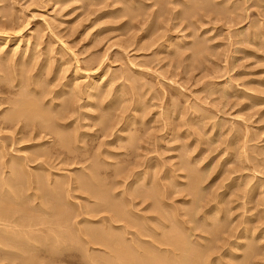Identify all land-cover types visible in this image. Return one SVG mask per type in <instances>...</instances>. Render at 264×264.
<instances>
[{"label":"rangeland","instance_id":"obj_1","mask_svg":"<svg viewBox=\"0 0 264 264\" xmlns=\"http://www.w3.org/2000/svg\"><path fill=\"white\" fill-rule=\"evenodd\" d=\"M202 1L0 0V35L8 36L9 40L5 45L0 41V152L7 163L12 156L23 158V164L31 169L26 167L28 173L41 174L46 183H61L59 180L63 181L64 176L65 181L70 178L73 182L84 167L92 164L97 167L96 179L102 189L112 192L109 195L112 200L118 197L115 192L123 188L116 186L115 190H109L117 169L132 167L133 160L149 159V170L145 165L134 170L147 169L152 178L155 172L161 185L166 186L161 204L166 203L167 210L162 214L171 217V212L184 225L195 227L185 230V236L189 232L197 237L205 235L203 230H212L220 223V229L214 228L219 233L215 237H222L221 241L225 238L227 243L217 255H221L223 262L231 263L230 252L244 256L249 247L256 250L264 247V0ZM16 64L21 65V74L29 76L28 86L15 85L24 78L21 74L15 76ZM35 76L37 81L33 80ZM92 78L96 79L94 84L90 82ZM90 85H95L93 88L97 85V90H89ZM34 86L51 92L38 100L43 108L48 106L47 100L58 104L74 97L75 113L67 120L66 129L75 135V140L80 137L74 142L73 137L71 145L85 148L77 149L85 151L81 152V161L62 160V156L56 158L53 154L44 169H35L37 161L33 163L30 154L52 145V138L36 135L28 139L2 122L19 90ZM61 88L68 92L57 99L55 94ZM110 98L115 103L109 107L114 109L113 114L106 109L109 115L101 107ZM128 116L135 119L124 135L133 131L139 136L129 151L125 147L127 142L126 149L119 141L110 144V138L100 131V120L112 117L128 120ZM42 143L43 146L28 147ZM130 150L136 152L131 154ZM190 171L201 175L198 187L204 191L206 200L213 199L211 206H215V210L209 209L211 212L200 210L199 220L186 213L193 195L188 178L178 177ZM7 174L8 168L0 170V176ZM177 179L180 182L175 183ZM143 185L137 188L142 189ZM73 189L68 194L62 192L65 194L62 210L70 215L67 225L72 220L82 229L87 226V222L81 221L83 218L94 220L107 215L103 211L91 213L97 207L92 195L87 190ZM36 190H28L27 195ZM28 203L33 206L31 201L25 204ZM145 204L140 201L133 211L143 216L155 215L144 208ZM157 223L153 220L150 224L155 227ZM71 225L67 230H71ZM40 228L32 230L33 236L44 239L54 234L50 230L39 231ZM240 231L248 232L244 237ZM237 242L245 245L238 248L234 246ZM81 244L72 245L80 251L69 257L72 260L69 264H84L79 252L85 244ZM90 247L98 250L96 245ZM261 249L258 251L261 254L252 258L256 262L250 264H264ZM34 252L37 257L28 264L68 263L59 261L57 256L48 258L41 250ZM0 264L8 262L2 260Z\"/></svg>","mask_w":264,"mask_h":264},{"label":"bare ground","instance_id":"obj_2","mask_svg":"<svg viewBox=\"0 0 264 264\" xmlns=\"http://www.w3.org/2000/svg\"><path fill=\"white\" fill-rule=\"evenodd\" d=\"M190 1H196V0H190ZM204 1L206 0H203L202 2ZM0 41H3L5 45L7 42H9L8 36L0 35ZM17 66L18 65L16 64L15 68ZM20 67L21 65L18 66L17 73L15 74V76L21 74V72L19 71L21 70ZM10 73L12 74V71H10ZM23 77L24 78L22 80L19 79L17 84L15 85H18L21 87L22 85L28 86L29 84H31L29 76L23 75ZM33 80L37 81L38 79L35 76ZM94 80L96 79L92 78L90 82L91 81L93 82ZM90 86H91L90 87L91 89L89 90H93V89L97 90L96 89L97 85L95 88H93L95 85H90ZM28 88H26V90L24 91L19 90L20 92L18 94V97L13 98V100L11 99L12 100L10 102L11 106L7 107L8 113L7 115H5L4 121H2L6 126L14 127V130L17 129L18 133L24 135V137L28 136V139L30 138L32 139L36 135H39L40 137H44L48 135L49 137L52 138V141H53L52 145L46 148L42 147L40 149L34 150L30 154L31 159L28 158V160L29 159L32 160L33 163L37 161L36 163H34L35 164L34 168L38 170L44 169L43 165L46 163V161L49 160V158L53 154L56 155L55 156L56 158L59 156H62L63 157L62 160L64 159L66 161H73V162L81 161L82 151H78L77 149H85V148H83L80 145L76 146L75 143L73 144H75L76 147L73 144L72 146L71 139H73L75 135L74 136L71 135L70 131L66 129V125L68 124L67 120L70 119V117L73 115V112L75 109L74 108L75 106L73 104L75 103L73 102L74 97L73 96L71 98L67 97L66 99H64L58 104L54 103L53 101L47 100L46 103H48L47 105L49 106V109H47L48 106H46V108L45 106L44 108L41 107L42 102H40L41 103L40 105L38 100L44 99L45 94H51V92L49 91L48 93H46L44 89L38 90L37 87L35 88V86L30 87L29 89ZM75 89L77 90V88ZM76 90L74 91L79 92V90L77 91ZM66 92L68 91H64V88H61V91L55 94L56 97L54 95L53 96L58 99L60 95ZM91 93L92 92L90 91L89 94L92 96L93 93L92 94ZM87 98H88V95H87ZM101 101H102V97H101ZM113 102H114L113 98L108 99V102L105 103V105L101 104L102 105L101 110L106 111L107 108L110 110L111 108L109 107H113L115 103ZM89 103H87L86 105H88ZM58 106H60V109L59 110L55 109ZM93 107L95 108V106ZM112 110H110V114H113L111 113ZM84 115H87V114H84ZM114 118L112 117L110 119L106 118V119L100 120L101 135L105 137H109L110 142L108 143L110 144L113 141H119L120 143H123L122 146L124 147V145L127 142L128 144H126L125 147L127 148V151H129L128 150L129 146L132 144L134 145L137 140L136 136L138 135L136 134L137 133L136 131L138 130V128H136L137 129L135 131L136 133L132 131L129 134H127L128 136L124 135V132L129 131L128 130L129 124L134 123L133 120L135 118L129 117L130 119L128 120L122 119L123 117L122 118L117 117V119H114ZM69 123H71V121ZM32 135L33 137H31ZM77 139L80 140V137L78 136ZM138 139H139V136H138ZM76 140L74 137L72 141L74 142ZM43 145L44 143L39 144V145H31L28 147H32V146L37 147V146H43ZM1 150L2 148L0 149V151ZM135 150H133V153H131V150H130V153L134 154L136 152ZM83 152L85 151L83 150ZM83 152L82 154H84ZM2 153L0 152V170L3 169L4 171L5 168H8V174L5 176H0V261L5 260L8 262V264H13L14 261H16L17 264H28V261L30 260V262H32L31 259L36 256L35 255L36 253L34 251H39V250L44 251V253H46L45 255H47L48 258H53L57 256L56 258L58 257L60 258L59 261L64 260L66 261V263L68 262L67 264H69L72 261V260L69 261V257L73 253L78 255V251H80L78 247L74 248L72 246L76 242L79 244L81 242L85 244L84 248H82L81 252H79L80 261H83L84 264L85 263L86 264H250L251 262L253 263L255 261L253 259H256L255 258L257 257L256 254L260 253L258 251H260L261 248L264 249V247H261L256 250L254 248H250V247L248 248L246 246L249 250L244 256L240 255L241 257L238 254H235L234 252L232 253L229 251L231 254L230 253L228 254L231 255V258L233 260L231 258L230 259L233 262L225 263L221 260V257H220L221 255H217V251L221 252L219 251L221 250L220 248L223 247V244L225 245L227 243V242L225 243L224 241L225 238H223L224 243H221L223 242L220 240L222 239V237L221 238L215 237V236L218 237L219 235V233H217V230L221 228V227L220 228L218 227L220 223L219 224L217 223L218 224L217 226L216 225L213 226L214 228L216 227L217 230L214 228H212V230H208V228L205 229L202 227V229H205L203 230L205 232L204 233L205 235H200L197 237L196 235L194 234L192 235L189 232V235L187 236L186 234L185 236L184 235L185 230L186 232L187 230L191 231L193 227L184 225L183 222H181L180 220H177L175 218V215L172 214L170 211L169 212L173 220L171 219L170 216L167 217L162 214L163 210L164 211L167 210V209L166 210L164 209L166 207V203L161 204V202L163 203L162 198L163 196H165L166 191H164L165 190L164 187L166 186H163L164 184L161 185V183L159 182V179H157L156 176L158 175H156L154 172L157 168L153 170L154 172L153 178L149 177L147 169L143 168L144 170L143 169L141 170L139 168L140 170H134V168L137 167L136 169H138V167L142 165H145L149 170V166H150L149 159L144 160V161H137V160L132 161L131 159L130 161H128L129 163L127 164H130L132 161L133 162L131 163L132 167H130V165H128L129 167L125 165V168L123 166L124 169H122V167H120V169H117V171L115 172V176H113L114 179L110 181L111 183H110L109 190H112V189L115 190L116 186L118 188L119 187L120 188L123 187V188L115 192V196L117 195L118 197L117 198L115 197L116 199L113 197L114 199L112 200L111 199L112 197L109 196L111 195L112 192L106 191L104 190V188L102 189L101 187L102 184L100 185V182L96 179V170H97L96 168L97 167L91 166L92 164H90L87 167H84L87 171L82 167L83 171H81L78 179H74L72 177L74 179L73 182L71 181L72 179L68 180L70 178H67V180L65 181L66 178H64L65 177L64 176L63 181L59 180V182L61 183L52 182V181L46 183L47 180L45 181L44 180L45 178L41 174L36 173V172L28 173L27 168L29 167L23 164L24 161H21V159L23 158L19 159V158H16L15 156H12L11 157L12 160L8 161L7 163L6 161L2 160L3 158ZM139 154L140 153H138L137 155L141 157V155ZM135 158L138 159L139 157L135 155ZM168 174L171 175L172 173H168ZM168 174H164V175L169 177ZM183 176L188 178L189 182L188 181L187 182L190 185L189 187L190 190L187 188L186 189L191 191L192 193L191 192L190 193L193 195L192 196L193 200L191 199L192 200L191 204L188 203L187 205L189 206L187 207V210L185 209L186 213L188 214V216L191 214L190 216L191 217L193 216L192 217L193 220L195 219V217L198 218L199 220L200 216H198V213L200 212V210L205 211L213 207H214L213 209L215 210V206L213 207L211 206V204L214 201L212 202L213 200L212 198H208L209 200H206L207 198H205L204 196V193H203L204 191L202 192V189L201 190L199 189L200 187L198 186H199V183H201L200 181L201 175L199 173L190 171L187 175L183 173H180L178 175V177H183ZM178 181L179 180L177 179L175 183H178ZM63 185H65V187H63ZM71 185H73L74 189L71 187ZM139 185H143L142 189L137 188V186ZM34 188L39 190L38 193H36L37 192L36 190L35 193L30 192L27 195V191L31 189L33 190ZM169 188H170V185H169ZM70 189L71 190L72 189L73 190L83 189V190L89 191V193L93 197V200L95 201L94 202L95 206H97L95 207L96 209L94 208L93 211H91V208L89 209L91 213L93 212V214H99L100 212L103 211V212H106L107 215L96 217L97 219H94V220L83 218L81 221L87 222V226H83L82 229L80 227L75 226L77 222H73L71 220L72 225L71 224L70 225L72 226V228L71 230L70 229L67 230L68 226H70V225H67V221L70 222L69 220L70 215L68 216L69 211L66 212L64 211L65 209L62 210L61 206L64 203L63 195H65L62 192L65 191L68 194L69 193L68 191ZM44 190H46V192ZM108 192L109 193L111 192V193L109 194ZM137 198L140 199L142 204L143 202H146V204L144 205V208L151 213L152 212L155 213V215L143 216L137 213L136 211H133L134 205L140 202V201H136ZM28 199L31 201V203L34 200H38V202L36 203L37 206L36 204L33 205V203H32L33 206H31V204L29 206V203L28 205L25 204L27 202H30ZM48 217H50L51 219H49ZM153 220L158 221L157 223L158 226L155 225L156 228L150 224ZM198 220L196 219V222ZM88 222L93 223V224L95 222L97 223H95L94 225H89ZM99 222L100 224L97 225ZM73 223H74V226H73ZM104 223H106L107 225H104L102 227L101 224H104ZM191 224L192 223H190V225ZM210 224L211 223L209 224L207 223L208 226ZM192 225H194V223ZM40 226L43 228H40ZM35 227H39L40 228L39 231L40 230L46 231V232L54 231L52 232L54 234L48 238L44 237V239H42V237L40 238L36 237L35 236L36 234L33 236L32 230ZM15 228H17V230ZM63 228L65 229L63 230ZM162 228H167L170 230L163 232L164 229ZM197 228H200L199 225ZM75 231L77 232V234ZM247 232H243L244 237L247 235ZM190 236H193L192 240H189ZM29 240H32V241H29ZM200 240H203L204 243L203 242L201 243ZM219 241L221 242L219 243ZM42 242L43 244H41ZM91 245L98 246V250H96L95 247H90ZM244 245L245 243L240 244L237 242L235 243L234 246H237L239 248V247H243ZM70 246L72 248H69ZM254 250H256L257 252ZM214 252H216V255ZM228 254H225V255H228ZM238 258H240V260H238ZM36 263H39V262H36ZM40 264H55V261L51 263L46 262V263H40Z\"/></svg>","mask_w":264,"mask_h":264}]
</instances>
